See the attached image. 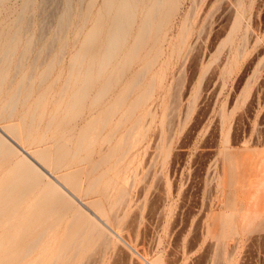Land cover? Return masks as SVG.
I'll return each mask as SVG.
<instances>
[{
    "label": "rangeland",
    "instance_id": "1",
    "mask_svg": "<svg viewBox=\"0 0 264 264\" xmlns=\"http://www.w3.org/2000/svg\"><path fill=\"white\" fill-rule=\"evenodd\" d=\"M71 1L33 0L32 4L29 2L31 5H26L28 7L19 22L21 31L17 35L15 51L8 58L0 57V67H7L0 84V112L4 109L0 114V125L18 123L24 128L29 121L35 127L39 118L35 117L37 112L34 113L36 120L33 118L32 110L36 109L39 94L46 89L47 98L40 122V129H43L46 119L52 115L53 103L62 100L63 106L67 94L83 84L81 76L76 77V81L70 80L67 94L61 97L58 91L71 74L68 69L75 70L74 67L80 66L75 71L80 68L83 72L89 67L92 79L82 101L76 105L78 112L71 124L68 144L70 151H75L79 135L87 127L93 129L95 140L87 154L89 160L77 165L80 181L82 177L84 180L79 196L83 195L84 200L98 196L95 192L84 193V187L93 176L89 172L92 163L102 154H110L111 150L113 153L115 147L119 146L122 151L129 145L124 150L127 155L123 153L119 159L116 156L103 163L94 175L114 164L118 167L130 161V168L125 173L127 201L118 214H121L124 226L122 232L125 234L121 232L124 241L129 243L130 238H135L139 240V246L131 241L137 251H129L107 235L90 230V226L84 225L85 217L79 214L76 205L49 189L44 180L37 175L29 179L25 172L12 170V162L20 159V155L2 154V264H145L138 261L140 255L156 260L157 264H264V186L261 183L264 177V0H194L193 6L192 0H166L165 5L163 0L161 8L159 4L153 5L155 0H136L140 5L135 2L137 5L125 39L118 43L121 46L115 47V53L114 48L113 58L107 65L101 64L99 58L106 56L102 49L106 44L104 37L110 32L108 26L113 11L106 12L104 3L108 5L110 2ZM24 4L25 0H0L1 49ZM65 7L71 9L70 12ZM61 15H65L68 21L59 22ZM97 15L102 18L103 25L101 30L97 29L100 33L93 31L95 36L98 35V43L90 46L85 36L92 29ZM233 17L237 19L236 25ZM144 20L150 25L144 27L145 31L142 27ZM140 30L141 40L138 37ZM183 34L186 43L182 48L185 50L180 49L179 53L176 49V53L178 37ZM85 47L88 48L85 55H90L81 60L83 62L77 60L78 66H73L74 55L87 49ZM101 50L105 52L104 56ZM91 55L94 57L88 59ZM97 64L103 71L96 78ZM26 75H30L28 79ZM43 75L47 78L43 79ZM133 82L136 84L131 86ZM102 86L105 87L103 95L94 101L98 87ZM11 95L14 98L9 102ZM52 140L47 135L43 143L24 141L23 145L35 151L50 146ZM77 152L78 159L86 154ZM64 171L63 168L57 169L58 174ZM262 210L263 214L257 215ZM83 225L86 226L84 233L81 231ZM34 238L38 242L30 247ZM27 247L30 248L27 250Z\"/></svg>",
    "mask_w": 264,
    "mask_h": 264
},
{
    "label": "bare ground",
    "instance_id": "2",
    "mask_svg": "<svg viewBox=\"0 0 264 264\" xmlns=\"http://www.w3.org/2000/svg\"><path fill=\"white\" fill-rule=\"evenodd\" d=\"M33 1V0H32ZM31 1V2H32ZM50 1V0H49ZM69 1H71V0H69ZM106 1H109L110 3H108V2H106ZM105 2L106 3H108V5H105V3H104V6H105V10H106V12H110V11H113V12H111V14H112V17H111V20H110V22H109V29H110V32H109V34H108V36H107V34H106V38L104 37V42L106 43L104 46H105V48L104 49H102L103 51H105V52H103L102 50V53H101V51H100V53L104 56L105 54H106V56H104L103 58H101V56H100V58L99 59H101V61H99L101 64H103L104 63V65L106 64L107 65V63L110 61V59H112L113 57V55H114V53H115V51H116V49L119 47V45L121 46L122 44H118L122 39H125L124 37L126 36V29H128V25H129V23H130V21H131V19H132V15H133V10H135V6L139 3V2H137L136 0H106ZM162 1L163 0H155L154 1V3H153V5H158V6H160V8H161V3H162ZM193 2H194V0H192ZM237 1V0H236ZM239 1V0H238ZM30 2V0H25V4H24V6L23 7H21L20 8V12L18 11V13H19V15L17 14L16 16H18V17H16L15 19V23H14V29H12V31H11V33H9V34H7L6 36H5V39H4V45H3V47H2V49L0 48V51H1V58L3 57V58H8V57H10L11 55H12V53H13V50H14V47H15V45H16V43H17V35H18V33L21 31V27L19 26V22L22 20V18H23V15H24V11L26 10V8L28 7V6H26L28 3ZM30 2V3H31ZM67 2V1H66ZM72 2V1H71ZM135 2H137V4L135 5ZM146 2V1H145ZM150 3H151V1H149ZM164 2V5H165V2H166V0H164L163 1ZM198 2V1H197ZM24 3V2H23ZM29 3V4H30ZM199 3V2H198ZM237 3V2H236ZM32 4V3H31ZM30 4V5H31ZM41 4V3H40ZM44 4V3H43ZM64 4H65V2H64ZM68 4H69V2H68ZM72 4V3H71ZM146 4V3H145ZM144 4V5H145ZM149 4V3H148ZM171 4V3H170ZM192 4V3H191ZM191 4H189V5H191ZM195 4V2L192 4V6ZM225 4V3H224ZM228 4V3H227ZM232 4V3H231ZM234 4V3H233ZM238 4V3H237ZM29 5V6H30ZM138 5H140V3L138 4ZM151 5V4H150ZM169 5V4H168ZM188 5V6H189ZM209 5V4H208ZM213 5V4H212ZM68 6V5H67ZM155 6V7H156ZM163 6V5H162ZM195 6H198V5H195ZM194 6V7H195ZM70 7V6H69ZM89 7V6H88ZM87 7V8H88ZM167 7V6H166ZM211 7V6H210ZM233 7V6H232ZM234 7H235V5H234ZM66 8V7H65ZM134 8V9H133ZM152 8V7H151ZM160 8L158 9L159 11H160ZM222 8H224V6L222 7ZM29 9V8H28ZM66 9H68L69 10V8H66ZM153 9V8H152ZM167 9V8H166ZM192 9V8H191ZM205 9H206V7H205ZM226 9V8H225ZM228 9V8H227ZM226 9V10H227ZM237 9H238V7H237ZM71 10V9H70ZM70 10H69V12H70ZM89 10H90V8H89ZM138 10H139V7H138ZM156 11H157V8L155 9ZM188 10V9H187ZM193 10V9H192ZM195 10V9H194ZM209 10H211L210 8H209ZM148 11V10H147ZM158 11V12H159ZM229 11V10H228ZM63 12H64V9H63ZM68 12V11H67ZM68 12V13H69ZM149 12V11H148ZM154 13L153 14H156L155 13V11H153ZM188 12V11H187ZM191 12V11H190ZM201 12V11H200ZM236 12H238V11H236ZM62 13V12H61ZM66 12H64V14H65ZM88 13V12H87ZM86 13V14H87ZM114 13V14H113ZM193 13V12H192ZM209 13V12H208ZM226 13H227V11H226ZM229 13H231V12H229ZM234 13V12H233ZM143 14V13H142ZM151 15H152V13H150ZM158 14V13H157ZM106 16H107V14H105ZM162 15V14H161ZM166 15V14H165ZM188 15H189V13H188ZM191 15V14H190ZM193 15V14H192ZM194 15H195V13H194ZM207 15V14H206ZM227 15V14H226ZM62 16V17H61ZM61 16H59V17H61L59 20H58V18H57V20L59 21V22H63L64 20L65 21H68V20H66L67 19V17H66V19H65V15H61ZM69 16V15H68ZM149 16V15H148ZM160 16V15H159ZM167 16H169V15H167ZM185 16H186V13H185ZM229 16V15H228ZM153 17V16H152ZM151 17V18H152ZM155 17V16H154ZM184 17V16H183ZM193 17V16H192ZM199 17H200V15H199ZM235 17V16H234ZM233 17V18H234ZM238 17V16H237ZM236 17V18H237ZM156 18V17H155ZM101 17L99 16V15H97V17H95V19H94V22H93V24H92V29L87 33V35L85 36V39H86V41L87 40H89L88 42H89V44H90V46H91V44H94L95 45V42L97 41V38H98V33H100V32H98L99 30H101L102 29V25H103V23H101L102 21H101ZM163 19H164V17H163ZM185 19H186V17H185ZM205 19H206V17H205ZM228 19V18H227ZM227 19H226V21H227ZM146 20V19H145ZM145 20H144V23H143V25H142V27L144 28L145 26H147V22H145ZM154 20V19H153ZM196 20H197V16H196ZM234 20H235V25L237 24L236 22V20L237 19H235L234 18ZM57 21V22H58ZM70 21V20H69ZM157 21V20H156ZM183 21H184V19H183ZM186 21V20H185ZM199 21V20H198ZM204 21V20H203ZM14 22V21H13ZM28 22V21H27ZM58 22V23H59ZM159 22V21H158ZM165 22V21H164ZM189 22V21H188ZM232 21L230 20V23H231ZM234 22V21H233ZM12 23V22H11ZM67 23V22H66ZM105 23V22H104ZM142 22L140 21V24H141ZM160 23V22H159ZM162 23V22H161ZM184 23V22H183ZM182 23V24H183ZM187 23V22H186ZM190 23V22H189ZM189 23H187V24H189ZM199 23V22H198ZM202 23V22H201ZM204 23V22H203ZM152 24V23H151ZM155 24V23H154ZM164 24V23H163ZM186 24V25H187ZM195 24V23H194ZM59 25H60V23H59ZM63 25H64V23H63ZM149 25V24H148ZM180 25V24H179ZM190 25V24H189ZM201 25V24H200ZM57 28H58V25L56 24L55 25ZM105 26V25H104ZM107 26V25H106ZM182 26V25H181ZM229 26V25H228ZM100 27H101V29H100ZM142 27H141V29H142ZM149 27H150V25H149ZM152 27V26H151ZM188 27V26H187ZM230 27V26H229ZM229 27H228V29H229ZM232 27V26H231ZM24 28H25V26H24ZM23 28V29H24ZM56 28V29H57ZM61 28V27H60ZM63 28V27H62ZM196 28V27H195ZM233 28V27H232ZM97 29H98V31H97ZM108 29V30H109ZM181 29V28H180ZM198 29H200V28H198ZM6 30H8V29H6ZM25 30V29H24ZM97 31L96 33V36L93 34V31ZM107 30V29H106ZM146 29L144 28V31H145ZM179 30V29H178ZM183 30V29H182ZM186 30V29H185ZM187 30H188V28H187ZM186 30V31H187ZM29 31V30H28ZM42 31V30H41ZM58 31V30H57ZM141 31V30H140ZM148 31V30H147ZM150 31V30H149ZM186 31H184V34H185V32ZM189 31H190V29H189ZM229 31H231V28H230V30ZM228 30H227V33L229 32ZM10 32V31H9ZM22 32H23V30H22ZM6 33V32H5ZM8 33V32H7ZM24 33H26L25 31H24ZM141 33H142V31L140 32V34H139V38H140V40H141V38H143V37H140L141 36ZM145 33V32H144ZM180 33V32H179ZM191 33V32H190ZM22 34V33H21ZM41 34V33H40ZM181 35V36H179L178 37V40H177V42H178V44H177V48L175 47V52H176V49H177V52L180 50V49H184V48H182L184 45H185V43H186V40H185V35ZM189 34V33H188ZM196 34H197V32H196ZM200 34V33H199ZM229 34H230V32H229ZM31 35V34H30ZM29 35V36H30ZM21 36H23V35H21ZM28 36V37H29ZM55 36V35H54ZM57 36V35H56ZM189 36V35H188ZM187 36V37H188ZM227 36V35H226ZM26 37V36H25ZM24 37V38H25ZM27 37V38H28ZM97 37V38H96ZM137 37V38H138ZM24 38H23V40H24ZM163 38V37H162ZM196 38V37H195ZM3 39V38H2ZM53 39V42H54V38H52ZM56 39V38H55ZM96 39V40H95ZM144 39H146V36H145V38ZM176 39V38H175ZM199 39V38H198ZM95 40V41H94ZM163 40V39H162ZM173 40V39H172ZM37 41V40H36ZM56 41V40H55ZM158 41V40H157ZM191 40H189V42H190ZM199 41V40H198ZM2 42V41H1ZM28 42V41H27ZM50 43H51V41H49ZM90 42H92V43H90ZM94 42V43H93ZM101 42V41H100ZM121 42H123V40L121 41ZM160 42H161V40H160ZM176 42V43H177ZM192 42V41H191ZM195 42V41H194ZM49 43V44H50ZM97 43H98V41H97ZM96 43V44H97ZM139 43V42H138ZM187 43H188V41H187ZM27 44V43H26ZM88 44V45H89ZM137 44V43H136ZM197 44V43H196ZM32 45H33V43H32ZM31 45V46H32ZM41 45V44H40ZM46 45H47V43H46ZM52 45V44H51ZM87 45V44H86ZM117 45H118V47H117ZM176 45V44H175ZM187 45V44H186ZM191 45H193V44H191ZM64 46V45H63ZM137 46H140V45H137ZM136 46V47H137ZM33 47H35V46H33ZM46 47V46H45ZM115 47H117V48H115ZM188 47V45L186 46V48ZM23 48V47H22ZM27 48V47H26ZM40 48V47H39ZM85 48H87V47H85ZM90 48V47H89ZM114 48H115V50H114ZM190 48V47H189ZM191 48H192V46H191ZM31 50H32V48H30ZM44 50H45V48H43ZM52 49V48H51ZM94 49V48H93ZM97 49V48H96ZM101 49V48H100ZM193 49V48H192ZM39 50V49H38ZM38 50L36 51V52H38ZM60 50V49H59ZM88 50V48L87 49H85V50H81V51H78V53H76L75 55H74V58H73V61H72V63H74L73 64V66H78L77 64H78V61L80 60H83L84 58H87L88 57V55H90V54H88V55H85L86 53H85V51H87ZM114 50V53H112V51ZM185 50V49H184ZM191 50V49H190ZM189 50V51H190ZM15 51V50H14ZM62 51V50H61ZM91 51V50H90ZM94 51V50H93ZM99 51V49L97 50V52ZM181 51V50H180ZM180 51H179V53H180ZM187 51H188V49H187ZM25 52V51H24ZM23 52V53H24ZM30 52V51H29ZM96 52V53H97ZM131 52V51H130ZM173 52V51H172ZM176 52V53H177ZM191 52V51H190ZM21 53V52H20ZM22 53V54H23ZM45 52L43 51V53H42V55L44 54ZM90 53V52H89ZM103 53H105V54H103ZM169 53V52H168ZM182 53H184L185 54V51H183ZM56 54H58V53H56ZM60 54V53H59ZM58 54V55H59ZM111 54H112V56H111ZM173 54V53H172ZM17 55H19L20 56V54H17ZM36 55V54H35ZM46 55H47V53H46ZM51 55H53V54H51ZM57 55V56H58ZM183 55V54H182ZM181 55V56H182ZM25 56H26V54H25ZM24 56V57H25ZM73 56V55H72ZM85 56V57H84ZM132 56V55H131ZM176 56H177V54H176ZM178 56H179V54H178ZM184 56V55H183ZM36 57V56H35ZM38 57V56H37ZM53 57V56H52ZM92 57H94V55H91L90 56V58H88V59H92ZM95 57H96V55H95ZM117 57V56H116ZM42 58V57H41ZM59 58V57H58ZM57 58V59H58ZM61 58V57H60ZM98 58V57H97ZM178 58V57H177ZM183 58V57H182ZM26 59V57L24 58V60ZM35 59V58H34ZM72 59V58H71ZM87 59V60H88ZM94 59V58H93ZM181 59V58H180ZM184 59V58H183ZM23 60V61H24ZM44 60H46V59H44ZM78 60V61H77ZM86 60V59H85ZM22 61V62H23ZM33 61V60H32ZM31 61V62H32ZM51 61V60H50ZM50 61H49V63H50ZM84 61V60H83ZM83 61H81V62H83ZM13 62V61H12ZM21 62V61H20ZM69 62H71V60L69 61ZM81 62H79V65L81 64ZM86 62V61H85ZM94 62V61H93ZM18 63V62H17ZM39 63H43V62H40L39 61ZM56 63V62H55ZM59 63V62H58ZM91 63V62H90ZM95 63V62H94ZM98 63V62H97ZM2 64H3V61H2ZM5 64H7V63H5ZM10 64V63H9ZM16 64V63H15ZM31 64H33V62L31 63ZM30 64V65H31ZM70 64V63H69ZM85 64V63H84ZM109 64V63H108ZM24 65V64H23ZM48 65V64H47ZM2 66H4V65H2ZM0 67V84L3 82V80H4V77H5V74H6V65H5V67ZM22 66V65H21ZM20 66V67H21ZM37 66H38V63H37ZM51 66V65H50ZM72 66V65H71ZM71 66H69V67H71ZM97 66H98V64H97ZM102 66V65H101ZM28 67H30V66H28ZM45 67V66H44ZM47 67V66H46ZM68 67V66H67ZM78 67H80V66H78ZM78 67L76 68V67H74V69L76 70V69H78ZM100 66H98V68H96V69H98V73H97V75H96V78H97V76L99 75V73H100V71L102 72L103 70H100V68H99ZM104 67V66H103ZM105 67H107V66H105ZM104 67V68H105ZM17 68V67H16ZM73 68V67H72ZM49 69V68H48ZM84 69V68H83ZM88 69H90L89 67H87L85 70H83V72H81L80 71V68H79V70L76 72L75 70H73V69H71L70 70V68L68 69V71L71 73L70 74V76L67 78L66 76V78H67V80L66 81H64L63 83H64V87L62 88L61 87V90L60 91H58V93H60V95H61V97H64V95H66L67 94V88H68V84H70L69 82H70V80L71 81H73L72 79H75V81H76V77H78V76H81L82 78H81V80L83 81L82 83V85L80 84V86L81 87H77L78 89H76V90H73V91H68L69 93L67 94V99H66V101H65V103H64V105L63 106H61V101H60V103L59 102H57V100H56V98H54L56 101L53 103V104H55V107L54 106H52V115L51 116H48L49 117V120L48 119H46L47 121H46V123L45 124H43V129H40V122H41V117H42V115H43V113H44V109L43 108H45V107H43V103L45 104V102L44 101H46L45 99L47 98V96L45 97V94H46V89L44 90V91H42L40 94H39V96H38V100H37V103H36V105H35V107H36V109L37 110H39V111H36V109L35 110H32L33 112V114H32V116H33V118L35 119V117H36V119L37 118H39L37 121H35L36 123H37V125L34 127L33 125H31L32 123L31 122H29L28 121V125L25 127L24 126V128L23 127H21V126H19V124L17 123H15V124H9V125H0V155L2 156V154H4V155H6V156H8V155H20L21 157H20V159H16L15 160V162H12L13 164V168H12V170L14 169V170H17L18 172H25L26 173V175L28 174V176H29V179H31V177H35V175H37L38 176V178H40V179H42V180H44V182H45V184L47 185V187L49 188V189H51V190H54V192L56 191L57 193H59L62 197H64L65 199H67L70 203H72V204H75L76 205V207H77V209H78V212H79V214H81V215H83L84 217H85V224L84 225H88V226H90V230H95V231H97L98 233H99V235L100 234H102L103 236H106V237H110V238H112L113 240H115L116 241V243L118 242L119 243V245H121L120 247H125L127 250L129 249V251L130 250H135V248L130 244V242L131 241H133L134 242V244L133 245H138L137 244V240L134 238H130V242L128 243V241L127 242H125L124 241V239H123V237L122 236H124V235H122V234H125V233H123L122 232V230H123V225H122V221H121V217H120V215L118 214V212H120L119 210H120V208H121V206L122 205H124L125 204V202L127 201L126 200V194H127V191L125 190V173H126V171L130 168V165H129V162L127 163V164H121L120 166H116L115 164L114 165H112V166H110L109 168H107L105 171H102L101 170V172H99V173H97V174H95L94 175V173L97 171V169L103 164V163H106V162H108V161H110L113 157H116L117 156V159H119L120 158V156H123V153H127V152H125L124 150H127L128 148L127 147H129V145L128 146H126L125 147V149L124 150H122V151H120L121 149H119L118 147H115V149H113L114 150V152L112 153V150H111V153L110 154H105V155H103L102 154V156H101V158L98 160L97 159V161L96 162H94V163H92V166L90 167V174L92 173V177L89 179V181L87 182V185H86V187H84V193L85 194H89L90 192H95V193H97L98 194V196L97 197H92L91 199H89V200H84L83 198H81L80 196H79V194L81 193L82 194V192L81 191H83L82 189H81V181L83 180V177H82V179H81V181H80V178H79V176H80V168H79V166H77V165H79L78 163H83V162H86L87 160H89L88 159V153H89V150H90V146L92 145V143L94 142V140H95V138H94V134L92 133V131H93V129H90L91 127H87L80 135H79V139H78V141H77V143H76V147H75V151H73L72 150V152L70 151V148L68 147V144H69V142H70V140H71V131H72V126H71V124H72V121H73V119H74V117H75V114L78 112L77 110V108H76V105L78 104V103H80L81 101H82V98L84 97V95H85V92H86V88H87V85H88V83H90L89 81H90V79H92V72H91V70H88ZM102 69V68H101ZM14 70V69H13ZM31 70V69H30ZM74 71V73H73V71ZM15 71H17V70H15ZM19 71V70H18ZM32 71V70H31ZM67 71V70H66ZM72 71V72H71ZM13 72V71H12ZM15 73V72H14ZM40 73H41V71H40ZM48 73H49V71H48ZM67 73V72H66ZM96 73V72H95ZM94 73V74H95ZM12 74V73H11ZM16 74V73H15ZM68 75H69V73H67ZM94 74H93V76H94ZM102 74V73H101ZM14 75V74H13ZM12 75V76H13ZM47 75V74H46ZM16 76V75H15ZM27 76V75H26ZM26 76H25V78H26ZM30 76V75H29ZM29 76H27V79H28V77ZM43 76H45V75H43ZM14 78V77H13ZM24 78V77H23ZM40 78V77H39ZM45 78H47L46 76L43 78V79H45ZM55 78H56V76H55ZM99 78V77H98ZM21 79V78H20ZM42 79V78H41ZM56 80V79H55ZM63 80V79H62ZM62 80H61V83H62ZM116 80V79H115ZM9 81V80H8ZM21 81V80H20ZM23 81V80H22ZM99 81V80H98ZM11 82V81H10ZM28 82V81H27ZM38 82V81H37ZM96 82V81H95ZM108 82V81H107ZM15 83V82H14ZM25 83H26V81H25ZM30 83V82H29ZM53 83V82H52ZM54 83H55V81H54ZM72 84L74 83L75 84V82H71ZM92 83H94L93 81H92ZM104 83V82H103ZM110 83V82H109ZM136 84V82H133L132 84H130L131 86L133 85V84ZM9 84V83H8ZM18 84V83H17ZM100 84V83H99ZM20 85V84H19ZM45 85V84H44ZM97 85V84H96ZM8 86V85H7ZM17 86V85H16ZM26 86V85H25ZM24 86V87H25ZM30 86V85H29ZM37 86H39L38 84H37ZM62 86V85H61ZM106 86V85H105ZM110 86V85H109ZM18 87V86H17ZM24 87H22V89L24 88ZM43 87V86H42ZM50 87V86H49ZM6 88V87H5ZM8 88V87H7ZM6 88V89H7ZM12 88V87H11ZM14 88H16V87H14ZM20 88V87H19ZM70 88H71V85H70ZM95 88V87H94ZM99 88V90L97 91V94H96V96H95V98H93V100L95 101L97 98H100L101 96V94L105 91V87H103L102 86V88L101 87H98ZM51 89V88H50ZM59 89V88H58ZM16 90V89H15ZM55 90V89H54ZM70 90V89H69ZM28 91V90H27ZM27 91H25V93L24 94H26L27 93ZM38 91V90H37ZM57 91V90H56ZM4 92H5V90H4ZM3 92V93H4ZM30 92V91H29ZM48 92V91H47ZM18 93V92H17ZM51 93V92H50ZM55 93V92H54ZM13 94V93H12ZM29 94V93H28ZM48 94V93H47ZM105 94V93H104ZM5 95V94H4ZM17 95V94H16ZM20 95V94H19ZM103 95V94H102ZM12 96V95H11ZM10 96V99H9V102L11 101V99L12 98H14L15 97V94L11 97ZM29 96V95H28ZM54 96H56V95H54ZM100 96V97H99ZM105 96V95H104ZM24 97V96H23ZM50 97V96H49ZM57 97V96H56ZM60 97V96H59ZM61 97H60V99H61ZM2 98V97H1ZM18 98V97H17ZM16 98V99H17ZM92 98V97H91ZM8 99V98H7ZM22 99V98H21ZM24 99H25V97H24ZM27 99V98H26ZM53 99V100H54ZM79 99V100H78ZM50 100V99H49ZM81 100V101H80ZM15 101V100H14ZM24 101V100H23ZM42 101V102H41ZM78 101H80V102H78ZM5 102V101H4ZM6 102H7V100H6ZM5 102V103H6ZM116 102V101H115ZM119 103H120V100L118 101ZM16 103V102H15ZM15 103H14V105H15ZM35 103V102H34ZM7 104H9L8 102H7ZM6 104V105H7ZM42 104V105H41ZM52 104V103H51ZM52 104V105H53ZM5 105V104H4ZM13 104H11V106H12ZM10 106V107H11ZM45 106V105H44ZM78 106V105H77ZM50 107V106H49ZM6 108V107H5ZM12 108V107H11ZM77 110H76V109ZM118 109V108H117ZM4 109H2L1 110V112H0V114L2 113V111H3ZM152 110V109H151ZM35 111V112H34ZM77 111V112H76ZM108 111V110H107ZM37 112V116H35L34 117V113H36ZM39 112V113H38ZM8 113L10 114V111L9 112H7V116H9L8 115ZM49 113V112H48ZM21 114V113H20ZM31 114H29V115H31ZM91 114V113H90ZM104 114V113H103ZM114 114V113H113ZM27 115V114H26ZM46 115H48L47 113H46ZM107 115V114H106ZM6 116V117H7ZM32 116H30V117H32ZM19 117V116H18ZM46 117V116H45ZM47 117V118H48ZM113 117V116H112ZM2 118V117H1ZM21 118V117H20ZM97 118V117H96ZM25 119V118H24ZM35 119V120H36ZM22 120V119H21ZM28 120H31V118L29 119V117H28ZM33 120V119H32ZM97 120V119H96ZM95 120V121H96ZM101 120H102V116H101ZM18 121V120H17ZM99 121V120H98ZM33 122H34V120H33ZM92 122V121H91ZM103 122V121H102ZM106 121H104V123H105ZM135 122H138V121H135ZM29 123H31V124H29ZM107 123V122H106ZM115 123V122H114ZM34 124V123H33ZM42 124V123H41ZM87 124H88V122H87ZM100 124V123H99ZM24 125V124H23ZM22 125V126H23ZM26 125V124H25ZM110 125V124H109ZM120 125H121V123H120ZM92 126V125H91ZM117 126H118V124H117ZM100 128H102V127H100ZM111 129V128H110ZM132 129H134V128H132ZM116 130V129H115ZM95 131V130H94ZM128 131H129V129H128ZM101 132V131H100ZM131 132H132V130H130V135H132L131 134ZM103 133V132H102ZM79 134V133H78ZM113 134V133H112ZM47 135L50 137V139L52 140V139H54V142H50L51 144H50V146H47V147H42V149H37V150H35V151H31V150H29L27 147H25L23 144L25 143L24 141H27V142H31V143H38V144H40V143H43V140L44 139H46V137H47ZM111 135V134H110ZM124 135V134H123ZM125 135H126V133H125ZM124 135V136H125ZM130 135H128L129 137H130ZM160 136V135H159ZM76 137H77V134H76ZM112 137V136H111ZM117 137V136H116ZM129 137H125L124 139H126V138H128L129 139ZM123 139V138H122ZM29 140V141H28ZM107 141L108 140H110V138H108V139H106ZM99 141V140H98ZM121 141V140H120ZM79 142V143H78ZM109 142V141H108ZM124 141H122V143H123ZM30 143V144H31ZM33 143V144H34ZM35 143V144H36ZM53 143V144H52ZM114 143V142H113ZM121 143V144H122ZM29 144V143H28ZM27 144V145H28ZM106 144V143H105ZM116 144V143H115ZM120 144V145H121ZM96 145V144H95ZM119 145V144H118ZM154 145V144H153ZM157 145H158V143H157ZM46 146V145H45ZM106 146V145H105ZM104 146V147H105ZM117 146V145H116ZM97 148V147H96ZM127 148V149H126ZM36 149V148H35ZM72 149V148H71ZM77 151H81V152H85L86 154L83 156V157H79V159L77 158ZM120 151V152H119ZM124 151V152H123ZM134 151V150H133ZM153 152V151H152ZM103 153V152H102ZM155 153V152H154ZM4 155H3V157L2 158H4ZM81 155V154H80ZM127 155V154H126ZM152 155H154V154H152ZM150 157V156H149ZM154 157V156H153ZM15 158H16V156H15ZM122 158V157H121ZM14 159V158H13ZM12 159V160H13ZM115 161H117L116 159H115ZM151 161V160H150ZM10 164V163H9ZM7 168V167H6ZM65 169V171L63 172V173H60V174H58L57 173V169ZM56 169V170H55ZM8 170H11V169H8ZM83 170V169H82ZM13 172V171H12ZM84 172V171H83ZM84 174H85V172H84ZM22 175V174H21ZM20 175V176H21ZM262 176H264V173H263V175ZM25 177V176H24ZM264 178V177H263ZM263 178H261V180L263 181H261V183H262V186H264V179ZM23 180V179H22ZM26 181L27 180H25V183H26ZM84 181V180H83ZM30 182V181H29ZM259 182V181H258ZM28 183V182H27ZM261 183H259L260 185H261ZM12 184V183H11ZM83 184H84V182H83ZM258 184V183H257ZM26 186V185H25ZM83 186V185H82ZM7 187V186H6ZM127 189V188H126ZM12 191V190H11ZM53 192V191H52ZM83 193V194H84ZM84 194V196H86ZM129 196V195H128ZM127 196V197H128ZM20 197V196H19ZM45 198V197H44ZM88 198V197H87ZM86 198V199H87ZM131 199V198H130ZM51 200V199H50ZM42 203V202H41ZM53 203V202H52ZM124 203V204H123ZM131 205V204H130ZM63 206V205H62ZM74 206V205H73ZM132 206V205H131ZM50 207V206H49ZM124 207H125V205H124ZM123 206H122V208L121 209H123L124 208ZM130 207V206H129ZM1 208V207H0ZM52 208H55L54 206L52 207ZM42 209H44V208H42ZM48 210V209H47ZM127 210H128V208H127ZM63 211V210H62ZM71 211V210H70ZM77 211V210H76ZM126 211V210H125ZM133 211V210H132ZM3 212V211H2ZM51 212V211H50ZM123 212V211H122ZM42 213V212H41ZM53 212H51V214H52ZM58 213V212H57ZM62 213H64V212H62ZM124 213V212H123ZM123 213H122V215H123ZM55 214V213H54ZM73 214H78V213H73ZM129 214V213H128ZM260 214H263V210L262 211H259V214H258V212H257V215H259L260 216ZM53 215V214H52ZM77 216H79V215H77ZM60 218V217H59ZM72 218V217H71ZM76 218V217H75ZM128 218V217H127ZM126 218V219H127ZM56 219H57V217H56ZM63 219V218H62ZM65 219V218H64ZM38 220V219H37ZM75 220V219H74ZM65 221V220H64ZM81 221V220H80ZM126 221V220H125ZM78 222V221H77ZM127 222V221H126ZM131 223V222H130ZM50 224V223H49ZM129 224V223H128ZM76 225H79V224H76ZM83 225V226H84ZM65 226V225H64ZM67 226V225H66ZM85 227L86 226H84V228H82L83 230H81L82 232L83 231H85ZM129 227V226H128ZM77 228H80V227H77ZM88 229H89V227H88ZM131 229V228H130ZM78 229H76V231H77ZM90 230L89 231H87L88 232V234H90L91 232H90ZM127 230V229H126ZM81 231H80V233H81ZM132 231V230H131ZM135 231V230H134ZM96 232V233H97ZM121 232H122V234H121ZM126 232V231H125ZM42 233L44 234L45 233V231L43 232L42 231ZM42 233H40L41 235H43ZM84 233V232H83ZM98 233H97V235H98ZM129 233V232H128ZM131 233V232H130ZM39 234V235H40ZM60 234V233H59ZM75 234L77 235V233L75 232ZM74 234V236L76 237V235ZM40 235V236H41ZM64 235V234H63ZM81 236L83 235L82 233L80 234ZM79 234H78V238H79V236H80ZM93 235H95V233H94V231H93ZM129 235H131L132 236V234H129ZM40 236H38V239H40L39 237ZM47 236V235H46ZM65 236V235H64ZM72 236V235H71ZM96 236V235H95ZM127 236V235H126ZM134 236V235H133ZM42 237V236H41ZM66 237V236H65ZM87 238H89V237H87ZM38 239H36L35 240V238H34V242H33V240H31L32 241V244L33 245H31L30 243H29V245H30V247H33V246H36L35 244H37V240ZM52 240V239H51ZM73 240H75L74 238H73ZM85 242H87V239L85 238ZM106 240V239H105ZM30 241V242H31ZM35 241H37V242H35ZM67 241V240H66ZM80 241H81V239H80ZM79 241V242H80ZM109 241H110V239H109ZM139 241V240H138ZM61 243V242H60ZM69 243V242H68ZM115 243V244H116ZM132 243V242H131ZM70 244V243H69ZM76 244V243H75ZM79 244V243H78ZM77 244V245H78ZM66 245V244H65ZM65 245H64V247H65ZM69 246V245H68ZM67 246V247H68ZM71 246H72V244H71ZM70 246V247H71ZM80 246V245H79ZM82 246V245H81ZM139 246V245H138ZM137 246V247H138ZM29 247V248H30ZM60 247V246H59ZM67 247H66V249H67ZM69 247V248H70ZM77 247V246H76ZM84 247V246H83ZM123 247V248H124ZM28 247H27V250L29 249ZM83 249V248H82ZM86 249V248H85ZM121 249V248H120ZM126 249L124 250V251H126ZM76 251H77V249H75ZM64 251V250H63ZM75 251V252H76ZM135 251H137V250H135ZM127 252V251H126ZM59 253V252H58ZM64 253V252H63ZM138 253V252H137ZM146 253V252H145ZM139 254V253H138ZM140 255V254H139ZM147 255V254H146ZM138 256V255H137ZM137 258V257H136ZM135 258V259H136ZM138 259V261H140V263L142 262H144L145 264H157V262H156V260H153V259H147L146 257H145V255L143 256V255H140V257H138L137 258Z\"/></svg>",
    "mask_w": 264,
    "mask_h": 264
},
{
    "label": "crops",
    "instance_id": "3",
    "mask_svg": "<svg viewBox=\"0 0 264 264\" xmlns=\"http://www.w3.org/2000/svg\"><path fill=\"white\" fill-rule=\"evenodd\" d=\"M0 264H2V261L0 260Z\"/></svg>",
    "mask_w": 264,
    "mask_h": 264
}]
</instances>
